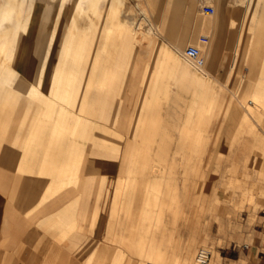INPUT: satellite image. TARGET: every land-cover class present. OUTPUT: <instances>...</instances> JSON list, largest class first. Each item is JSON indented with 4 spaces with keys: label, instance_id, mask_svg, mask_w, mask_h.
Returning a JSON list of instances; mask_svg holds the SVG:
<instances>
[{
    "label": "rangeland",
    "instance_id": "374dc122",
    "mask_svg": "<svg viewBox=\"0 0 264 264\" xmlns=\"http://www.w3.org/2000/svg\"><path fill=\"white\" fill-rule=\"evenodd\" d=\"M181 2L34 0L25 17L18 11V22L4 24L0 31V264H185L180 249H188L197 262L204 250L209 253L208 263H261L264 119L249 114V136L230 130V125L238 109L264 113L263 107L249 101L264 67V0L223 1V7L230 3L236 8L235 23L230 25L231 32L224 42L223 24L216 33H200L198 21L175 18L170 5ZM257 4V17L252 20L249 7ZM206 5L212 6L208 0H198L200 17L208 16L203 12ZM133 21L136 27L131 25ZM127 28L136 35L137 42L125 107L118 119L119 131L125 133L128 129L145 71L148 68L149 75L156 69L155 58L160 50L171 48L176 37L189 41L185 50L197 48L193 43L202 42L201 35L209 41L213 38L207 68L221 91L222 108L219 114L216 110L208 131L200 119L184 131L185 119L191 113L186 97L173 95L177 103L172 114L171 101L163 100L161 106L153 103L145 129L152 132L163 126L178 137L195 139L196 149H206L204 157L200 160L195 155L193 162L179 167V191L175 194L179 196V214L173 209L166 216L153 215L156 210L160 212L156 207L159 193L155 184L149 185L146 229L118 232L110 238L106 223L118 174L111 173L108 164L80 166L92 141L90 118L107 79L112 50ZM70 82L75 90L66 98ZM64 108L67 115L62 120ZM197 113L194 111V115ZM45 131L49 133L51 161L44 164L38 177L21 174L19 171L26 172L23 167L17 169L24 144L43 143ZM62 146L69 159L64 165L58 162ZM37 153L42 155L44 149L39 148ZM6 157H12L13 163L2 164ZM90 167L92 172L87 170ZM105 176L104 208L96 233H92L89 214ZM36 180L40 186L35 199L23 205ZM90 180L94 191L84 220L82 196ZM80 197L81 202H76ZM13 226L20 230L22 242L5 262L3 250ZM94 240H99L102 248L90 257ZM159 253L164 255V263Z\"/></svg>",
    "mask_w": 264,
    "mask_h": 264
},
{
    "label": "crops",
    "instance_id": "0c3cea01",
    "mask_svg": "<svg viewBox=\"0 0 264 264\" xmlns=\"http://www.w3.org/2000/svg\"><path fill=\"white\" fill-rule=\"evenodd\" d=\"M223 1L208 0L212 4L214 12L207 17L199 16L197 10L198 0H182L181 3L170 5V9L175 18L183 17L198 21L197 26L200 33H216L220 25L223 24L224 42L231 32L230 25L235 23L233 15L236 8L230 3L223 7ZM258 4L249 7V11H252L250 16L252 20L257 17ZM199 39H202V42L197 41L193 44L200 50L202 64L186 57L185 48L189 44L187 39L176 37L171 48L160 50L154 62L156 69L148 75L147 68L144 73L134 102L130 123L125 133L119 131L117 125L120 113L125 107L124 98L134 64L132 59L134 57L133 48L137 42L136 35L131 32H128V34L123 33L117 46L112 50L107 79L96 103L95 111L92 112L90 118L92 141L87 146L80 166V168H84L85 164L91 166L108 164L111 166L110 172L118 174L106 223L107 237H114L116 236L114 233L118 232L133 229L143 231L146 229L147 223L144 216L148 214L146 202L149 197V185L155 184L159 193L157 196L159 202L156 207L160 212L156 210L153 215L166 216L167 212L173 211V209L178 214L180 212L179 196H175L179 191L177 183L180 175L179 167L186 162H193L195 155L200 156V160H203L206 149H196L195 139L185 136L178 137L167 127L161 126L160 130L151 132L146 130L144 125L153 103H160L161 106L163 100L171 101L169 112L172 114L176 111L175 104L177 102L173 99V95L180 98L186 97L189 101L188 110L191 113L185 119L184 131L190 130V125L199 119L203 121L204 128L208 131L210 121L216 110L219 114L222 108L221 91L215 86L212 78L213 72L207 68L213 53V38L209 41L206 36L201 35ZM219 61L220 58L216 59L214 71L218 68ZM260 72L261 77L255 91L252 93V99L249 101L256 103L258 108H264V67L260 69ZM117 95H120L118 101H116ZM2 98L0 96V102ZM116 104L117 109L115 110ZM227 110H230V106ZM194 111L198 112L197 115H194ZM249 114L264 119L262 111L250 108L248 113H243L238 109L230 125V130L236 129L244 135H251L252 125L250 124ZM48 136L49 133L45 131L43 143L24 144V152L20 156L17 169L23 167L26 172L24 170L19 171L21 174L38 177L44 164L51 161V156L48 154L51 151V144L47 142ZM39 148L44 149L42 155L37 153ZM13 161L12 157H6L3 159L2 164L8 165ZM68 161L67 149L65 150V146H62L58 162L64 165L68 164ZM21 162L23 163L20 164ZM87 170L93 171L91 167ZM60 175L59 184L61 185L63 176L62 173ZM4 179L6 180V177ZM107 182L108 177L105 176L98 190L97 200L89 214L92 233L94 231L96 233V227L104 208L103 195L107 190ZM67 185L59 190L67 187ZM39 186H37V180L34 181L29 189V196L24 200L23 205L30 203V199H35ZM93 191L94 182L90 180L82 196L84 220L86 219ZM46 198L47 196L43 197V200L45 201ZM116 201L117 203H115ZM76 202H81V197ZM174 206L178 208L175 209ZM65 210L60 211V215ZM21 242L20 230L13 226L3 250L5 262L8 261L12 251ZM101 248L99 240H94V244L90 249V257L99 254Z\"/></svg>",
    "mask_w": 264,
    "mask_h": 264
},
{
    "label": "bare ground",
    "instance_id": "6f19581e",
    "mask_svg": "<svg viewBox=\"0 0 264 264\" xmlns=\"http://www.w3.org/2000/svg\"><path fill=\"white\" fill-rule=\"evenodd\" d=\"M34 0H0V31L2 30V28L4 27V24L6 23V22H10V23H15V22H18L19 20H18V17H17V12L18 11H21V14H22V17H25L26 16V14H28L29 12H30V10H31V8H30V6H32V2H33ZM43 1V0H42ZM51 0H46V2H50ZM67 0H61V2L62 3H64V2H66ZM60 2V1H59ZM84 4L85 5V1H80V4ZM29 7V8H28ZM135 24V22L133 21L132 22V26ZM133 27H136V24L133 26ZM128 28L127 29H125V31H123L122 32V34L123 33H127L128 34ZM4 45H6V44H4ZM3 45V46H4ZM30 45H31V42H29V45H28V48L30 47ZM2 46V47H3ZM70 48V47H69ZM68 48V49H69ZM199 50V49H198ZM187 51V50H186ZM186 51H185V55H186V57L187 58H189V59H191V60H193V61H195V62H197L196 60H194V59H192V58H190V57H188L187 56V54H186ZM200 51V50H199ZM26 59H28V57L26 58ZM198 63V62H197ZM199 64V63H198ZM25 68H24V66H23V64L21 65V67H20V70H24ZM71 80V79H70ZM71 81H73V79L71 80ZM21 82H20V86H21ZM73 86H74V83L73 82H70V83H68V87H69V89H67V90H65V94H64V97H66V98H70L71 97V95H72V93L74 92V88H73ZM78 86V85H77ZM79 87H81V85H79ZM67 115V111H66V109L64 108V109H62V113H60V117H61V119L63 120V118L65 117ZM253 136H251V138H252ZM221 193V192H220ZM221 195V194H220ZM223 196V195H222ZM222 234L223 235H225L226 234V231L224 230V227H223V229H222ZM180 252H181V254H183V260H184V262H185V264H217V263H215V262H213V263H208V261L207 262H204V261H202L201 260V256L203 255V253H205V251L203 250L201 253H200V255H199V258H198V262L197 261H195V258L193 257V255L191 254V252H189L188 251V249H185L184 251L182 250V249H180ZM159 256H160V260H162L163 261V263L165 262V258H164V255H161V253H159ZM199 261H200V263H199ZM168 263V262H167ZM148 264H153V263H148Z\"/></svg>",
    "mask_w": 264,
    "mask_h": 264
},
{
    "label": "built area",
    "instance_id": "2783aa9c",
    "mask_svg": "<svg viewBox=\"0 0 264 264\" xmlns=\"http://www.w3.org/2000/svg\"><path fill=\"white\" fill-rule=\"evenodd\" d=\"M203 12L206 15H210L214 12V8L210 5H206L203 8ZM186 54L188 57L196 60L199 64L203 63V60H202L201 55H200V51L197 48L189 47L186 51ZM260 254H261V263L260 264H264V239L261 243ZM201 257H202L201 258L202 261L207 262L209 259V253H203V255Z\"/></svg>",
    "mask_w": 264,
    "mask_h": 264
}]
</instances>
